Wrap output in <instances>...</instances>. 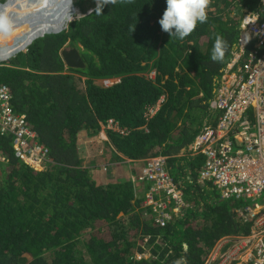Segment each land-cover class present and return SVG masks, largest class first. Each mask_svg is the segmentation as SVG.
Returning a JSON list of instances; mask_svg holds the SVG:
<instances>
[{"label": "trees", "instance_id": "1", "mask_svg": "<svg viewBox=\"0 0 264 264\" xmlns=\"http://www.w3.org/2000/svg\"><path fill=\"white\" fill-rule=\"evenodd\" d=\"M34 2L39 19L54 25L45 29L59 31L70 20L58 9L64 1ZM209 6L207 21L183 40L160 30L164 0H118L101 14L93 10L37 38L26 51L19 45L0 49L3 58L20 52L0 59V86L9 87L14 110L26 116L55 162L34 170L0 136V149L9 154L0 161V264H205L220 238L248 231L241 215L251 201L222 199L212 184L198 183L204 158L190 147L216 122L212 101L237 50L244 16L264 15V4L210 0ZM65 9L75 12L70 4ZM30 15L21 17L31 26L22 23L17 31L31 28L32 41L48 31ZM217 37L226 46L222 61L211 59ZM8 38L0 35V41ZM66 45L79 48L83 67L66 66ZM114 78L119 81L110 86L96 83ZM111 120L125 132L107 129L106 160L84 164L80 133L97 135ZM161 154L190 205L166 226L156 224L152 207L144 205V182L105 180L124 164L138 176L144 162Z\"/></svg>", "mask_w": 264, "mask_h": 264}, {"label": "built area", "instance_id": "2", "mask_svg": "<svg viewBox=\"0 0 264 264\" xmlns=\"http://www.w3.org/2000/svg\"><path fill=\"white\" fill-rule=\"evenodd\" d=\"M8 86H0V136L10 139L16 158L34 170L55 164L48 147L26 116L12 105ZM216 122L195 138L192 155H202L203 168L197 181L212 184L222 199L250 200L241 219L247 232L220 238L205 264H264V17L246 16L237 50L228 63L217 95L212 101ZM157 108L150 112L154 114ZM109 129L125 132L112 120ZM9 154L0 149V161ZM134 179L144 182V205L152 207L154 221L166 226L185 215L190 206L183 190L168 169V157L156 155L143 165Z\"/></svg>", "mask_w": 264, "mask_h": 264}, {"label": "clouds", "instance_id": "3", "mask_svg": "<svg viewBox=\"0 0 264 264\" xmlns=\"http://www.w3.org/2000/svg\"><path fill=\"white\" fill-rule=\"evenodd\" d=\"M263 4H264V0ZM70 4L73 6V8L77 11H75V14L73 15V19L70 20L62 30L60 29L59 32L67 29L68 25L77 17H81L84 14H89L93 10L97 12V14H101L105 8V6L108 5H115L118 0H95V5L91 7L89 11H85L84 13L80 12L79 8L75 6L73 3V0H69ZM165 2V9L163 11L162 16L158 20V24L160 25V30L161 32L167 34L170 38L176 37L179 40H183L186 37H188L196 28L197 24H203L207 21V0H164ZM96 6V7H95ZM95 7V9H94ZM254 13H246L244 18L246 16L252 15ZM264 17V15H263ZM243 18V21H244ZM243 21H242V26H243ZM14 21L12 20L10 14L7 11H0V34H3L5 36L10 35L11 32L14 30ZM241 26V29H242ZM57 32V33H59ZM241 32V31H240ZM46 34H51V33H46ZM45 34V35H46ZM44 35V36H45ZM43 37V36H41ZM40 38V37H38ZM37 38H34L26 47H24L22 51H26L27 47L32 44L34 40ZM74 46H65L63 49H69ZM225 43L224 41L217 37L215 39V42L212 47V52H211V59L213 61H222L224 59L225 55ZM62 49V50H63ZM79 49V48H78ZM18 52V53H20ZM18 53L5 57L4 59L1 60H7ZM152 76H149L150 78H153L155 76V72L152 71ZM150 73V74H151ZM119 79L116 78L112 84L115 82H118ZM162 101V100H161ZM154 108H158V105L155 106ZM153 108V109H154ZM150 115L151 112L149 113ZM107 125H103L101 131L94 136H97L99 139L103 138L104 143L106 144L108 141V133H107ZM83 132V131H82ZM87 133V132H86ZM92 136V137H94ZM102 141V140H101ZM104 149V148H103ZM145 163V162H144ZM137 176H133L132 178H136ZM137 180V179H136ZM146 191V190H145ZM145 191H144V196H145Z\"/></svg>", "mask_w": 264, "mask_h": 264}, {"label": "rangeland", "instance_id": "4", "mask_svg": "<svg viewBox=\"0 0 264 264\" xmlns=\"http://www.w3.org/2000/svg\"><path fill=\"white\" fill-rule=\"evenodd\" d=\"M56 1H60V0H56ZM62 1H64L63 4L60 6V8H58V7L57 8L59 9V11L61 13H65V12L69 13V11L65 9L66 5L70 4L69 0H62ZM8 2H7V4L12 3L11 4L12 6L9 5V7L7 8V6H6L7 4H5L3 6H0V10L1 11L6 10L9 14H11L10 16L12 19H16V20L20 21L23 13H28V14L33 15V10L31 9V5H32V3H34L33 0H26L25 4H26V6H28V8L25 7L26 8L25 10H24L23 6H20L22 4V2L20 3L17 0H8ZM74 2L78 5L77 8H79L80 9L79 11L82 13H84L85 11H89L91 9V7H93L95 5V0H83V2H80V0H78V1L73 0V3ZM209 4H210V0H207V10L206 11H209V9H210ZM57 6H59V5H57ZM15 11L17 12V14H15L16 13ZM75 11H77V10H75ZM71 17H72V15H71ZM71 17H70V19H71ZM36 22H37V25L41 28H46L45 26H48L49 28L54 27V25L51 22L47 23V20L45 18L37 19ZM15 30L17 31V28ZM15 34H16V36L19 35L18 32ZM30 41L31 40L29 39L27 42H25L23 44V48L26 47L30 43ZM149 76H152V73ZM114 80H116V78H114V79H98V80H96V83L99 85H103V86H110V85H112ZM79 138L80 139L82 138V141H81V144L79 147H80L82 156H84V164H87L88 166H90V165L94 166L95 163H97L100 158H102L103 160H106V158H107V156H106L107 152L105 151L106 150L105 149L106 144L104 143L103 138L99 139L97 136H94V137H92L91 135L89 136L86 133V131L81 132ZM80 139H79V141H80ZM82 150H83V152H82ZM87 152H88V154H87ZM132 168H133V165H131V164H124V165H122V167L119 166V167H117L116 171L114 170L115 172L109 171L110 173L105 177V180L108 182H113L118 178H128V176H129L131 179L137 181L136 179L132 178V175H131ZM144 256H147V254Z\"/></svg>", "mask_w": 264, "mask_h": 264}, {"label": "bare ground", "instance_id": "5", "mask_svg": "<svg viewBox=\"0 0 264 264\" xmlns=\"http://www.w3.org/2000/svg\"><path fill=\"white\" fill-rule=\"evenodd\" d=\"M7 2H8V0H5L4 2H1L0 3V5H5V4H7ZM33 2H34V0H33ZM35 6H36V2H34V3H32V5H31V9L34 11V14L33 15H35V16H33L32 17V19H39L41 16H42V14H40V13H38L37 14V12H36V10H35ZM24 7H26V8H28V6H24ZM1 11V10H0ZM30 11V10H29ZM73 11H75V9H73ZM32 13V12H31ZM69 13L72 15V17H71V15H70V17H71V19L70 20H72L73 19V15L75 14V12L74 13H72V12H70L69 11ZM29 16H31L30 14H29ZM45 18V17H44ZM13 21H14V30L11 32V34H10V36H11V38H8V39H6V40H4V41H0V49H4V48H7V47H9V46H12V45H19L21 48H23V44L25 43V42H27L29 39L31 40V34L33 33H31L30 35H29V32H30V29L31 28H29L28 30H27V32L24 34V35H21L18 31H16L15 29L20 25V24H22L23 23V25L26 27H28V26H30L31 25V21L30 20H28V18H26V19H21L20 21L19 20H16V19H12ZM69 20V21H70ZM68 21V22H69ZM67 22V23H68ZM66 25V24H65ZM65 25H63V27L62 28H64L65 27ZM61 28V29H62ZM42 29H44V30H46V31H48V32H50V29H45V28H42ZM19 33V35H17L16 36V34L15 33ZM1 35V34H0Z\"/></svg>", "mask_w": 264, "mask_h": 264}, {"label": "water", "instance_id": "6", "mask_svg": "<svg viewBox=\"0 0 264 264\" xmlns=\"http://www.w3.org/2000/svg\"><path fill=\"white\" fill-rule=\"evenodd\" d=\"M59 31L45 32L44 34L37 35L35 38L44 36L46 33H57ZM61 55H62V58H63V60H64V62H65L67 67L78 68V67H83L84 66L83 57H82V55L80 53V50L77 47H71L69 49H63L61 51ZM0 59H4V58L0 56Z\"/></svg>", "mask_w": 264, "mask_h": 264}, {"label": "crops", "instance_id": "7", "mask_svg": "<svg viewBox=\"0 0 264 264\" xmlns=\"http://www.w3.org/2000/svg\"><path fill=\"white\" fill-rule=\"evenodd\" d=\"M89 138V137H88ZM81 141H82V138L80 139V141H79V146H80V144H81ZM81 151V150H80ZM82 152H83V150H82ZM87 154H88V152H87ZM117 168V167H116ZM114 172V171H113Z\"/></svg>", "mask_w": 264, "mask_h": 264}]
</instances>
